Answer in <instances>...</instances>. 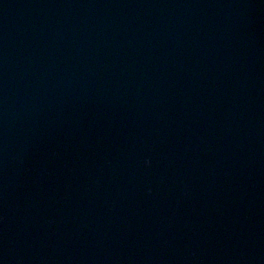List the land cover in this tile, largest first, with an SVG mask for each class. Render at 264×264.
I'll return each instance as SVG.
<instances>
[{
	"label": "water",
	"instance_id": "95a60500",
	"mask_svg": "<svg viewBox=\"0 0 264 264\" xmlns=\"http://www.w3.org/2000/svg\"><path fill=\"white\" fill-rule=\"evenodd\" d=\"M0 264H264V0H0Z\"/></svg>",
	"mask_w": 264,
	"mask_h": 264
}]
</instances>
